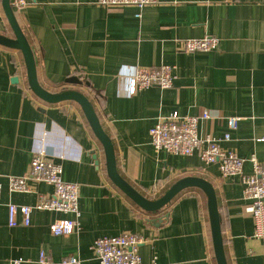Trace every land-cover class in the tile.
Listing matches in <instances>:
<instances>
[{
  "label": "crops",
  "instance_id": "crops-1",
  "mask_svg": "<svg viewBox=\"0 0 264 264\" xmlns=\"http://www.w3.org/2000/svg\"><path fill=\"white\" fill-rule=\"evenodd\" d=\"M10 0L16 20L36 58L39 84L50 92L71 88L93 104L110 137L118 173L147 198H156L184 176L209 181L216 192L228 264H264V238L254 236L239 175H223L196 150L176 155L155 150L149 129L158 117L177 111L220 118L199 121L200 136L242 158V173L254 174L250 160L264 165V0H157L135 6L103 7L97 0ZM140 14V16H137ZM0 34L14 37L0 0ZM213 36L215 49L186 53L190 38ZM173 64L170 88L151 86L129 95L119 74L133 66ZM76 76L82 83L65 80ZM17 77V80L13 79ZM237 117L229 129L227 117ZM229 133V139L223 136ZM40 153L62 167V178L78 185V229L54 235L50 225L73 214L33 209L30 224H8L9 203L34 206L53 187L27 180L29 190L10 192L8 177L25 175ZM96 161L98 163H96ZM0 264H61L69 255L99 264L96 238L136 233L146 264H216L207 198L198 188L182 190L167 206L146 212L106 173L101 143L80 106L49 104L29 88L20 50L0 45Z\"/></svg>",
  "mask_w": 264,
  "mask_h": 264
},
{
  "label": "built area",
  "instance_id": "built-area-1",
  "mask_svg": "<svg viewBox=\"0 0 264 264\" xmlns=\"http://www.w3.org/2000/svg\"><path fill=\"white\" fill-rule=\"evenodd\" d=\"M157 0H97L103 7L135 6L138 9L156 3ZM24 4L22 0L19 2ZM140 16V14H137ZM218 40L213 36L190 38L183 40L181 51L193 53L215 49ZM176 78V67L173 64H160L155 67L133 66L128 72L119 74L117 81L120 89L129 95L151 86L170 88ZM220 118L219 115L205 111L200 115H180L177 111L167 116L158 117L149 129L150 144L155 150H164L176 155H191L196 150L205 164H217L223 175H239L244 186V194L250 200L246 210L251 213L254 236L264 238V165L259 164L254 156L250 160L254 166L253 175L242 173L243 160L230 150L220 147L218 140L210 135L200 136L199 121L202 119ZM239 118L227 117L229 129L236 128ZM229 133L223 140L229 139ZM264 140V136L260 138ZM43 182L53 187L49 195H40L34 206L9 203L7 206L8 224H19L17 214L21 215L20 224L29 225L33 209L40 211H56L73 214V218L54 221L50 231L54 235L69 234L78 229L80 211L78 208V185L62 178V167L35 153L30 161L29 170L25 175L8 177L10 192H26L29 190L27 180ZM2 185L0 184V194ZM143 242L141 236L127 232L112 236H101L94 240L93 249L97 253L99 264H146L143 262L138 246ZM39 263L46 264L45 254L39 256ZM61 264H81L78 257H64ZM154 261L152 260V263Z\"/></svg>",
  "mask_w": 264,
  "mask_h": 264
},
{
  "label": "water",
  "instance_id": "water-1",
  "mask_svg": "<svg viewBox=\"0 0 264 264\" xmlns=\"http://www.w3.org/2000/svg\"><path fill=\"white\" fill-rule=\"evenodd\" d=\"M1 6L13 31L14 37L0 34V45L21 51L26 67L27 83L30 90L38 98L49 104H56L62 101H73L80 106L94 136L102 145L107 176L115 186H117L128 198L144 211L155 213L161 208L167 206V204H169L182 190L191 187L200 189L207 198V212L216 264H228L221 232V218L218 209L217 196L213 185L199 176H184L168 187L159 197L147 198L138 192L118 173L112 141L103 129L93 104L87 96L79 90L66 88L58 92H50L39 84L37 80L34 51L16 20L10 0H1ZM13 80L16 81L17 77ZM65 81L70 84L82 83L76 76L68 77ZM96 163L98 162L96 161Z\"/></svg>",
  "mask_w": 264,
  "mask_h": 264
}]
</instances>
